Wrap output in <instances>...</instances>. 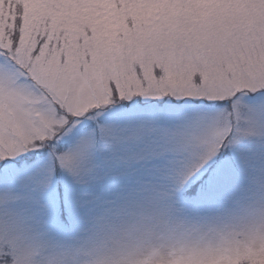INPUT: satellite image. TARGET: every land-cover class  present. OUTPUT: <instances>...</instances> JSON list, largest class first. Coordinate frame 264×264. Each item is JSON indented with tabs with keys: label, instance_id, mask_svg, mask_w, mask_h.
<instances>
[{
	"label": "snow or ice",
	"instance_id": "1",
	"mask_svg": "<svg viewBox=\"0 0 264 264\" xmlns=\"http://www.w3.org/2000/svg\"><path fill=\"white\" fill-rule=\"evenodd\" d=\"M257 191L264 0H0V264H118L145 217L228 239Z\"/></svg>",
	"mask_w": 264,
	"mask_h": 264
},
{
	"label": "rangeland",
	"instance_id": "2",
	"mask_svg": "<svg viewBox=\"0 0 264 264\" xmlns=\"http://www.w3.org/2000/svg\"><path fill=\"white\" fill-rule=\"evenodd\" d=\"M185 11L196 18L211 10L204 11L196 4ZM7 99L16 103L14 94ZM249 195L257 206L246 230L228 239L218 234H194L191 225L180 219L157 216L133 221L123 234V246L129 250L119 257L118 264H241L250 256L255 257L254 264H264V204L258 191Z\"/></svg>",
	"mask_w": 264,
	"mask_h": 264
}]
</instances>
